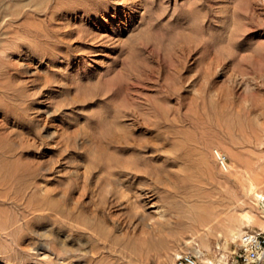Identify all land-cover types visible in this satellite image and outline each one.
<instances>
[{
    "label": "rangeland",
    "instance_id": "1",
    "mask_svg": "<svg viewBox=\"0 0 264 264\" xmlns=\"http://www.w3.org/2000/svg\"><path fill=\"white\" fill-rule=\"evenodd\" d=\"M46 1L0 0V264H243L264 0Z\"/></svg>",
    "mask_w": 264,
    "mask_h": 264
},
{
    "label": "built area",
    "instance_id": "2",
    "mask_svg": "<svg viewBox=\"0 0 264 264\" xmlns=\"http://www.w3.org/2000/svg\"><path fill=\"white\" fill-rule=\"evenodd\" d=\"M213 156L221 170L228 168L226 155L220 150H214ZM262 209L264 210V198ZM239 253L237 257L243 264H264V232L261 230H244L238 236ZM199 250L197 252L181 251L175 254V264H197Z\"/></svg>",
    "mask_w": 264,
    "mask_h": 264
},
{
    "label": "bare ground",
    "instance_id": "3",
    "mask_svg": "<svg viewBox=\"0 0 264 264\" xmlns=\"http://www.w3.org/2000/svg\"><path fill=\"white\" fill-rule=\"evenodd\" d=\"M48 1V0H47ZM46 1V2H47ZM64 1H67V0H61L60 2H61V4H62V2H64ZM29 2H30V0H29ZM69 2H71V3H73L74 2V0H73V2L72 1H70V0H68L67 2H65L66 4L67 3H69ZM103 2V1H102ZM33 3V6H34V4L37 6V7H42V8H44L43 6V3H44V0H32V2H31V4ZM104 3V2H103ZM65 4V5H66ZM1 5V4H0ZM43 5V6H42ZM68 5V4H67ZM71 5V4H70ZM59 6H61V5H59ZM1 7V6H0ZM7 8V7H6ZM73 8V7H72ZM35 13V12H34ZM86 13V12H85ZM56 15V14H55ZM66 15V14H65ZM83 15V14H82ZM64 19V18H63ZM58 20V19H57ZM63 24V23H62ZM25 29V28H24ZM74 29V28H73ZM75 34V33H74ZM36 38V37H35ZM58 47V46H57ZM136 164V163H135ZM5 172H7V171H5ZM9 172H16V171H9ZM19 173H20V171H18ZM1 173V172H0ZM24 173H26L27 174V172H24ZM3 174H5L4 172H3ZM7 175H5L4 177L5 178H7V180L8 181H10L11 182V180H13V179H17V181H19L18 180V178H21L22 176L21 175H18L17 173L15 174H9V173H6ZM21 176V177H20ZM135 176V175H134ZM29 177V179H30V176H28ZM0 178H2V177H0ZM34 178V176L32 175V179ZM260 178V177H259ZM4 179V178H3ZM3 179H2V182H3ZM5 180V179H4ZM7 180H6V182H7ZM21 180V179H20ZM26 180V179H25ZM260 180V179H259ZM0 181H1V179H0ZM22 182H24L23 180H21ZM16 182V181H15ZM15 182H13V183H15ZM21 182V183H22ZM30 182H31V180H30ZM118 182V181H117ZM248 182V181H247ZM261 182V181H260ZM1 183V182H0ZM12 183V182H11ZM18 183V182H17ZM21 183H20V185H21ZM32 183V182H31ZM259 182H258V177L257 176H253V177H251L250 179H249V182L247 183L248 185H249V187H248V190L254 195V196H256L258 199H262V198H264V193H259L258 191H257V184H258ZM3 184V183H2ZM7 184V183H6ZM19 184V183H18ZM23 185H25V183H23ZM0 187H1V184H0ZM7 187V185L5 186V188ZM21 187V186H20ZM31 187V186H30ZM43 187V186H42ZM259 187V186H258ZM9 188V190H10V187H8ZM22 189H23V187H22ZM21 189V190H22ZM25 190H26V187L24 188ZM23 189V190H24ZM8 190V191H9ZM12 190H14V189H11L10 191L12 192ZM19 191H20V189H19ZM250 192H248V194L250 193ZM13 194H14V192H12ZM17 193V192H16ZM20 193V192H19ZM22 193H24V191L22 192ZM33 193V192H32ZM250 193V194H251ZM8 195V194H7ZM16 195V198H17V194H15ZM21 195V194H20ZM23 195V194H22ZM22 195H21V197H22ZM252 195V196H253ZM2 196V195H1ZM12 196V195H11ZM29 196H31L30 194H29ZM33 197V196H32ZM15 198V197H14ZM20 198V197H19ZM29 199H30V197H29ZM19 200V199H18ZM25 200H26V196H25ZM22 201V200H21ZM40 201V200H39ZM23 202H28V200L27 201H22V202H20L21 204H23ZM47 202V201H46ZM45 202V203H46ZM32 203V202H31ZM35 203V202H34ZM37 203V202H36ZM31 204V207L30 208H32V209H34V210H40V209H42L43 208V205H40V204ZM27 204H29L30 205V200H29V202L27 203ZM43 204V203H42ZM23 205H26V203L25 204H23ZM47 209V208H46ZM51 209V208H50ZM43 210V209H42ZM192 210V209H191ZM194 211H193V213L195 212V211H197L198 209H193ZM29 211V210H28ZM31 211V210H30ZM27 212V211H26ZM31 213V212H30ZM29 213V214H30ZM240 213H241V215H239L240 217H242L243 218V220H245L247 223L248 222H250V221H253L254 220V218L255 217H253L251 214H249V213H247V212H241L240 211ZM26 214V213H25ZM253 214V213H252ZM1 215H2V213H1ZM5 215V214H4ZM27 215V214H26ZM1 217H3V216H1ZM4 217H6L7 218V214H6V216H4ZM9 217V216H8ZM25 217V216H24ZM5 218V220H6V223L5 224H7V219ZM10 218V217H9ZM259 219V218H258ZM257 219V220H258ZM10 220V219H9ZM16 220V219H15ZM229 220V219H228ZM17 221V220H16ZM255 221V220H254ZM11 224H12V222H11V220L9 221ZM15 222V221H14ZM19 222V221H18ZM229 222H232V221H229ZM228 222V223H229ZM234 222V221H233ZM232 222V223H233ZM240 222H242V221H240ZM245 222V223H246ZM16 223V222H15ZM21 223V222H20ZM19 223V224H20ZM239 223V222H238ZM256 223H258L260 226H261V228L263 229V231H264V222H260V221H257ZM14 224V223H13ZM12 224V225H13ZM8 225H9V223H8ZM7 225V226H8ZM20 225H22V224H20ZM19 225V226H20ZM23 226V225H22ZM236 226V225H235ZM12 227V226H11ZM5 229L6 228V226H3V224H2V222H1V220H0V229ZM10 228V227H9ZM237 228V227H236ZM7 229H8V227H7ZM235 229V228H234ZM233 228H231V225H227L226 226V232H227V235H229L228 236V238L230 237L231 239H233V238H235L236 236H238V233L240 232V231H238V229L237 230H234ZM240 230V229H239ZM203 231V230H202ZM206 231V230H205ZM204 233V232H203ZM205 234H203V236H204ZM202 238V236L200 237V239ZM205 240V239H204ZM203 240V238L201 239V242H202V244L204 245V246H206V241H204ZM208 243V242H207ZM207 248V247H206ZM199 251H200V249H199ZM209 263H212V259L211 260H209L208 258L206 259Z\"/></svg>",
    "mask_w": 264,
    "mask_h": 264
}]
</instances>
